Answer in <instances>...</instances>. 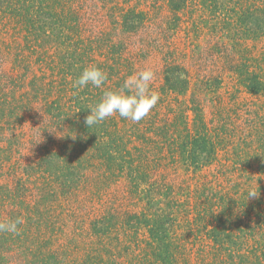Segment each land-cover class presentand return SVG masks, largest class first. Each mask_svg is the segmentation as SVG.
I'll list each match as a JSON object with an SVG mask.
<instances>
[{"label":"rangeland","instance_id":"obj_1","mask_svg":"<svg viewBox=\"0 0 264 264\" xmlns=\"http://www.w3.org/2000/svg\"><path fill=\"white\" fill-rule=\"evenodd\" d=\"M67 1L75 8L81 21L80 31L76 33L85 38L86 44L94 45L97 61L112 64V59L116 58L121 63V67L118 66L121 68L119 74L125 80L143 69L154 72L151 90L159 94L160 103L158 101L159 104L144 118L150 127L155 125L158 118L163 119L164 115L171 112V107L181 105L192 95L200 100L207 120L215 126L220 125L218 112L234 116L237 112L248 113L246 110L252 108L264 113V109L259 110L264 105V96L246 92L238 82V75L230 70L234 64L240 67L244 65L243 69L249 66L255 69L259 64L264 66V37H252L244 26L236 25L223 14H218L220 11H210L201 0H190L178 17L170 12L168 0ZM127 9L144 13L145 22L135 31H126L120 21V14ZM20 24L12 16L0 14V80L5 82L4 89L0 91V162H4L0 166V184L16 185V179L23 176L22 167L36 160L44 149L52 147L68 153L71 161L88 177L86 190L73 200L61 195L62 190L51 176L52 173L35 174L29 178L31 182L28 184L32 190L28 195L30 207L35 211L44 208V232L30 237L29 247L38 252L44 249L47 239L51 238L55 247L65 243L63 249L68 256H62L68 257L74 264H96L102 260L112 264H155L149 259L143 228L120 225L105 237H94L89 233L90 217L105 211L129 209L139 212L140 205L128 197L125 178L113 173L98 159L92 139L85 135L84 125L79 122L86 111L90 112L89 107L95 104L94 99H90L87 104L77 102L75 109H70L62 128L55 122L49 123L44 103L52 95H61L66 85L60 80L52 57L46 55L50 45L41 46L36 42L35 48V41ZM114 42L117 44L112 47ZM166 62L188 69L191 86L186 96L160 95ZM53 76L56 77L55 85H45ZM208 80L217 81L216 89L206 90L204 83ZM7 89L9 91L4 93ZM66 93L68 91L63 94ZM229 108L231 111L226 113ZM115 116L124 127V133L126 130L132 131L134 125L140 123H133L118 114ZM252 116L250 113L243 115L239 123L241 137L238 132L236 137L231 138L235 142L234 147L221 151L217 164L198 173H191L182 165L170 175L178 186L187 188L186 194L189 191L194 195L192 200L183 197L187 200V206L184 212L176 216L177 241H181L186 253L183 260L185 264H206L207 261L204 246L194 243V236L186 233L188 210L197 205L195 198L202 195L204 200L211 188L216 191L223 187L234 190L237 185L235 181L242 174L257 173V161L250 159L254 147L247 149L242 143L253 141L255 124H245V119H252ZM166 117L171 118V114L168 113ZM192 117V112H189L190 123ZM122 120L125 124L121 123ZM148 134L147 137L156 138L154 132ZM7 153L9 155L5 161L3 155ZM243 162L250 164L253 169H245L250 166L239 164ZM159 168L153 163L151 172ZM243 179L247 183L250 181L248 176H243ZM262 179L264 184V177ZM216 180L220 181L215 183ZM254 184L258 186L257 181ZM205 202L207 206V200ZM58 251H61L59 246ZM25 254H17L16 259Z\"/></svg>","mask_w":264,"mask_h":264},{"label":"trees","instance_id":"obj_2","mask_svg":"<svg viewBox=\"0 0 264 264\" xmlns=\"http://www.w3.org/2000/svg\"><path fill=\"white\" fill-rule=\"evenodd\" d=\"M189 1L168 0L170 12L178 17ZM201 1L208 5L210 11H220L218 14H223L236 25L244 26L252 37H264V0ZM0 14L12 16L21 23L23 30L35 41V48L36 42L41 46L50 45L46 55L52 57L51 61L58 68L60 80L66 85L64 92L68 91L65 95L64 92L52 95L44 103V111L50 124L55 122L62 128L70 109H75L77 102L87 104L90 99H94L97 104L104 91H117L123 85L125 79L119 74L121 63L116 58L112 59V64L97 61L94 45L86 44L85 38L76 33L80 31L81 21L75 8L67 0H0ZM119 18L124 29L129 32L137 30L145 22L144 13L135 9L122 11ZM116 44L114 42L111 46ZM121 50L122 48L118 53L119 58ZM90 66H97L107 74L108 79L103 88L90 85L79 91L73 88L74 80L84 68ZM258 66L255 69L250 66L243 69L244 65L240 67L234 64L230 66V70L238 75V82L246 92L264 96V66ZM13 81L14 79L12 83ZM217 81H206V90L216 89ZM55 83L56 77L53 76L45 85ZM220 83L221 80L219 85ZM4 84L0 80L1 92ZM190 86L191 77L185 66L165 63L160 95L168 93L186 96ZM8 91L7 89L4 93ZM251 109L246 110L248 113L245 114H226L228 117L218 112L220 125L215 126L207 120L200 100L192 95L181 105L170 108L171 112L168 113L171 118L166 117L167 113L163 119L158 118L155 125H151L153 128L143 119L134 127L131 126L132 131L126 130V133L115 115L88 128L84 121L90 112L86 111L81 116L80 110L79 122L84 125L85 135L92 139L98 159L113 173L125 178L128 197L140 205L139 212L129 209L105 211L90 217L89 233L94 237H105L120 225L143 228L150 261L153 260L155 264H185L183 260L186 253L181 241H177L176 216L184 212L187 206V200L183 197L187 196L192 200L194 195L189 191L186 194L187 188L178 186L170 175L176 173L178 166L182 165L191 173H198L217 164L220 152L234 147L235 142L231 138L236 137L238 132L239 138L241 137L239 123L243 115L250 113L253 114L252 119H245V124H255L254 138L252 137L253 141L242 143H245L247 149L254 147L250 159L257 161V173L253 171L239 175L234 190L223 187L216 191L211 188L204 200L202 195L196 197L197 205L188 210L186 233L193 235V242L206 249V264H264V113ZM260 109H264V105ZM226 110V113L231 111L230 108ZM189 112L193 114L192 123L188 119ZM121 123L125 124V121L122 120ZM142 131L145 133L142 134ZM149 132H154L156 138L147 137ZM8 155H3L5 161ZM153 163L160 167L157 170L159 172H151ZM3 164L1 161L0 166ZM239 164L245 166L247 163ZM224 167L227 168L226 165ZM245 169L253 168L247 166ZM22 173L23 176L16 179V185L0 184V222L23 218L18 235L0 232V264H74L68 257L62 256L67 255L63 249L65 243H59L55 247L54 240L49 238L44 249L38 252L29 247L30 237L34 238L44 232V208L35 211L30 207L28 195L32 190L28 183L31 182L29 178L35 174L52 173L51 176L62 190L61 195L73 200L86 190L88 177L71 161L68 153L55 147L44 149L36 160L22 167ZM243 176H248L249 183L244 181ZM218 181L220 180L215 183ZM254 181H257L258 186ZM249 190L259 191V196L248 200ZM36 213L38 218L35 219ZM58 246L61 251H58ZM22 252L26 253L24 257L22 255L20 259H16V255ZM96 264L112 263L102 260Z\"/></svg>","mask_w":264,"mask_h":264},{"label":"clouds","instance_id":"obj_3","mask_svg":"<svg viewBox=\"0 0 264 264\" xmlns=\"http://www.w3.org/2000/svg\"><path fill=\"white\" fill-rule=\"evenodd\" d=\"M151 69H143L137 74L128 77L117 91L107 90L103 92L100 101L90 106V114L85 117L88 128L98 125L107 118L118 114L121 118L138 123L143 120L159 101V94L151 90V82L154 79ZM107 74L97 66L86 67L72 87L79 90L87 86L103 88L107 81ZM259 191L249 190L247 199L257 198ZM23 224L22 217L14 220L0 222V232L19 234V227Z\"/></svg>","mask_w":264,"mask_h":264}]
</instances>
